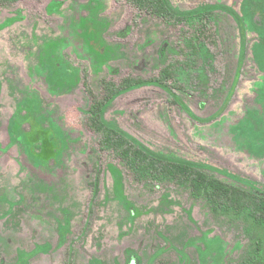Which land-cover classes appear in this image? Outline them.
Returning <instances> with one entry per match:
<instances>
[{"label": "rangeland", "instance_id": "obj_1", "mask_svg": "<svg viewBox=\"0 0 264 264\" xmlns=\"http://www.w3.org/2000/svg\"><path fill=\"white\" fill-rule=\"evenodd\" d=\"M171 2L181 10L225 4L242 19L241 67L239 26L218 11L219 55L208 84L177 92L204 118L219 111L236 80L228 103L200 123L163 90L144 86L118 96L105 120L155 152L209 164L225 172L209 174L257 196L264 192V0ZM191 28L125 0L0 6V264H65L69 249L70 264H236L253 249L259 230L245 211L214 212L187 187L147 179L113 151L100 153L99 196L88 212L98 136L85 113V74L96 93L100 77H157L164 64L184 62L177 45Z\"/></svg>", "mask_w": 264, "mask_h": 264}, {"label": "trees", "instance_id": "obj_2", "mask_svg": "<svg viewBox=\"0 0 264 264\" xmlns=\"http://www.w3.org/2000/svg\"><path fill=\"white\" fill-rule=\"evenodd\" d=\"M15 1L17 0H0V6ZM125 1L137 10L158 16L169 24L187 23L192 28L184 32L177 45V53L183 55L184 62L175 59L164 64L157 77L128 75L117 82L112 78L100 77L98 81L100 93H96L85 74L83 85L89 97V105L85 113L88 127L98 136L97 148L94 149L97 157L93 163L92 178L88 182L90 187L88 212L92 210L93 204L99 196L102 173L100 153L113 151L125 165L136 169L140 175L146 176L147 179L172 180L187 187L192 196L204 200L214 212L224 210L238 215L245 211L252 226L259 230V235L254 238L253 249L240 263L236 264H264L259 261L264 249V192L257 193V196L248 194L209 174L208 172H222L209 164L155 152L116 124L106 121L104 117L107 108L118 96L144 86H155L163 90L192 120L208 123L215 119L228 103L236 80H234L219 111L204 118L195 115L177 92L186 90L192 85L198 84L204 87L208 84L209 74L215 70L219 55L217 40L219 31L215 17L218 11L230 13L239 26L240 48L237 68L241 67L246 52V35L242 19L225 4L210 3L193 9L181 10L175 7L171 0ZM263 48V45H259V49ZM255 52L258 55L256 50ZM259 97L264 105V89H261ZM226 175L231 177V175ZM240 181L245 184L249 183L245 180ZM249 203L251 206H248ZM88 224L86 221L85 226ZM70 260L71 250L69 249L65 264H70Z\"/></svg>", "mask_w": 264, "mask_h": 264}]
</instances>
